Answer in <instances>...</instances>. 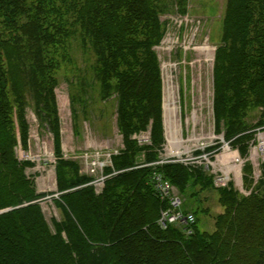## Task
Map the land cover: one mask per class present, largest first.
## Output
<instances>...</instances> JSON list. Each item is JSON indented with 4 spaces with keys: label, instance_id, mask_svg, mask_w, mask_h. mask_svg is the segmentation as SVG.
I'll return each instance as SVG.
<instances>
[{
    "label": "trees",
    "instance_id": "1",
    "mask_svg": "<svg viewBox=\"0 0 264 264\" xmlns=\"http://www.w3.org/2000/svg\"><path fill=\"white\" fill-rule=\"evenodd\" d=\"M164 10L157 0H0L6 31L22 32L46 48L31 60V66L46 69L42 77L51 82L39 96L47 104H34L37 114H56L57 72L52 71L60 63L55 56L61 47L68 56L72 39L80 36L83 48L95 55L94 76L104 97L117 101V126L124 138V149L112 156L114 169H105L106 187L99 195L87 176L67 184L65 169L75 173L77 168L61 162L63 194L54 200L63 212L60 220L48 221L31 188L20 198L25 206L0 215V264H264V177L249 196L241 197L231 185L217 189L226 212L216 219L214 233L203 231L197 218L191 235L177 226H159L166 203L154 188V174L183 195L214 186L203 165L162 158L164 78L156 48L166 33L160 18ZM224 37L214 71L217 130L230 147L246 152L258 130L249 127L245 112L251 107L264 112V0H228ZM55 47L60 50H51ZM10 49L11 42L0 39V192L25 183V165L14 157L10 96L17 92L11 88L16 70H10L15 59ZM24 102L18 97L16 104L30 105ZM149 129L151 144L140 145L138 137ZM58 148L61 152L60 142ZM144 152L147 161L139 162Z\"/></svg>",
    "mask_w": 264,
    "mask_h": 264
},
{
    "label": "rangeland",
    "instance_id": "2",
    "mask_svg": "<svg viewBox=\"0 0 264 264\" xmlns=\"http://www.w3.org/2000/svg\"><path fill=\"white\" fill-rule=\"evenodd\" d=\"M157 5L160 8L165 7L160 18L164 23L162 30L166 33L162 44L156 50L161 62L164 90L168 75L173 77L178 119L181 122V136L184 140L182 145L170 144L164 121L166 142L162 158L201 162L203 158L208 157L215 165L220 164L218 156L224 153L225 146L231 141L225 137L223 141L221 137L224 133L217 130L214 111V71L217 50L225 44L228 0H157ZM5 20L4 17H0L2 34L0 39L5 38L11 42L10 55L15 59L10 70L13 72L16 70L10 79L11 88L15 87L17 92L16 94L11 92L10 96L13 106L10 118L11 130L15 137L14 157L25 165L23 169L25 183L0 192V212L24 205L25 203L19 204L20 198L24 193H28V188H31L37 196L35 201L42 206L46 218L51 223L54 217L60 220L63 216V212L54 202L63 194L58 174L62 161L66 165L75 164L77 168L75 173L71 168L65 169L63 177L67 184L87 176L93 180L89 184L94 186L96 178L103 175L107 178L106 168L114 169L112 156L119 155L124 149V138L117 126V101L112 98L114 96L104 97L102 83L94 76L95 55L83 48L78 36L72 39L68 56L62 47L61 50L59 47L51 49L60 50L55 56L59 60L56 63H60V68L52 71L53 74L57 72L55 75L58 83L55 88L57 111L56 114H52L46 110L44 116H39L34 104L42 106L47 104V100L39 96L44 95L41 91L49 87L51 82L42 77L46 69L41 65H31L37 59L36 51L43 48L46 51V48L43 45L39 46L22 32L6 31V23L3 24ZM206 44L212 48L210 56L209 52H202L199 49ZM31 52H34V58L29 60L26 54L29 58ZM18 59L26 61L18 64L15 62ZM49 70L50 68H47V71ZM41 82L43 85L37 89L35 84ZM111 94L113 95V90L110 91ZM18 97L25 99L24 104L29 101L30 105L18 107L16 104ZM245 113L248 116L247 124L252 130L264 128V112L260 108L251 107ZM146 133H150V143L146 144L149 145L152 142V129L142 135ZM253 140L254 138L250 143ZM59 142L61 152L58 148ZM250 143L246 152L241 151L235 144L231 147L228 145L231 151L241 154L240 157L242 156L246 162L241 166V184L236 173L231 171L232 180L227 186L228 188L232 186L241 197L249 196L258 181L264 177L261 160L252 158L253 143L249 147ZM199 150L205 152L202 154L203 157L196 154ZM259 150L262 151L260 147ZM260 155L263 156L264 153L260 152ZM3 157L1 156V162L9 163L10 158ZM139 157H141L139 162L147 161L145 152ZM93 160L104 164L96 175H91L87 168ZM248 160L253 161L254 165L247 162ZM222 169L225 170L224 166ZM205 170L211 176L209 171ZM105 187L106 181L98 190L94 186L96 194H101ZM213 187L199 186L196 190L198 194L195 196L192 194L193 190L183 195L175 187L182 198L184 209L193 212L202 230L209 233H214L216 219L226 212V207L221 201V193L217 190L219 188L215 185ZM76 189L78 186L69 191Z\"/></svg>",
    "mask_w": 264,
    "mask_h": 264
},
{
    "label": "built area",
    "instance_id": "3",
    "mask_svg": "<svg viewBox=\"0 0 264 264\" xmlns=\"http://www.w3.org/2000/svg\"><path fill=\"white\" fill-rule=\"evenodd\" d=\"M149 134L150 133H146L145 135L138 137V140L142 145H146L150 143ZM256 137L257 139L251 147V152H252V155L257 152V156L255 157V160L259 158L261 160L260 161V165H261V164H264V155L263 156L260 155V152L264 153V128L258 130ZM259 147L260 149H262V151L259 150ZM117 154H119V152H117ZM198 156L203 157L202 154ZM179 162H182V161H179ZM182 163L200 164V165L205 164L204 169H207L210 175L213 177V183L216 188H225L231 183V180H232L231 172L227 173L225 170L222 169L223 165H220V164L215 165L211 160L208 159V157L203 158L201 162H196L194 160L191 162L185 161ZM219 163H222V162L219 161ZM236 163L242 166L244 165L245 162L240 157L237 162H233V164L237 165ZM103 166H104L103 163L97 160H93V162L87 165V168L88 170H90L91 175H96L100 172V168ZM217 166H219V168ZM106 179L107 178L104 175L102 177L100 176L95 179L93 185L98 190L104 186ZM152 183L160 199L166 203V207L161 212V215L158 221L159 226L162 229H167L170 226H177L185 230V233L187 235H191L193 233V226L196 224V216L194 213L185 211L183 209V201L179 195L178 190L169 181H167L161 174H154L152 178Z\"/></svg>",
    "mask_w": 264,
    "mask_h": 264
},
{
    "label": "bare ground",
    "instance_id": "4",
    "mask_svg": "<svg viewBox=\"0 0 264 264\" xmlns=\"http://www.w3.org/2000/svg\"><path fill=\"white\" fill-rule=\"evenodd\" d=\"M202 52H209V56L212 54V48L208 44L204 47L199 48ZM167 91V94H166ZM165 99H164V113H165V123L168 130V140L173 146L175 144L182 145L184 140L181 136V122L178 119V107H177V97L175 91V84L173 82V77H167V85L164 90ZM197 116H195V119ZM257 156V152L252 155L253 159ZM219 160H221V165L224 166V169L227 173L234 171L236 173L237 180L241 184V165H232L233 162H237L240 158V155L237 152L231 151V149L225 146L224 153L220 155ZM226 164V165H225ZM226 166V167H225Z\"/></svg>",
    "mask_w": 264,
    "mask_h": 264
},
{
    "label": "water",
    "instance_id": "5",
    "mask_svg": "<svg viewBox=\"0 0 264 264\" xmlns=\"http://www.w3.org/2000/svg\"><path fill=\"white\" fill-rule=\"evenodd\" d=\"M222 136H223V135H222ZM10 210H11V209H10ZM10 210L2 211V212H0V215L3 214V213L8 212V211H10Z\"/></svg>",
    "mask_w": 264,
    "mask_h": 264
}]
</instances>
